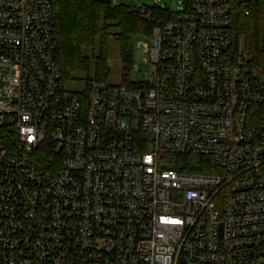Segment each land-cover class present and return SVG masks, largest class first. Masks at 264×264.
Returning a JSON list of instances; mask_svg holds the SVG:
<instances>
[{"label": "built area", "instance_id": "built-area-1", "mask_svg": "<svg viewBox=\"0 0 264 264\" xmlns=\"http://www.w3.org/2000/svg\"><path fill=\"white\" fill-rule=\"evenodd\" d=\"M130 8L155 70L69 92L54 0H0V264H264V65L231 0Z\"/></svg>", "mask_w": 264, "mask_h": 264}, {"label": "trees", "instance_id": "trees-1", "mask_svg": "<svg viewBox=\"0 0 264 264\" xmlns=\"http://www.w3.org/2000/svg\"><path fill=\"white\" fill-rule=\"evenodd\" d=\"M231 2L234 37L243 42L250 56V64L264 65V0ZM54 17L59 46L56 57L63 86L76 80H84L86 84L93 79L108 82V47L111 36L121 44L124 64L122 85L131 86L125 80L133 64L135 40L139 36L150 35L154 22L143 18L130 5H114L109 0H54ZM111 27L117 31L113 33ZM174 160L175 168L209 171L199 165L203 157L184 155Z\"/></svg>", "mask_w": 264, "mask_h": 264}, {"label": "rangeland", "instance_id": "rangeland-1", "mask_svg": "<svg viewBox=\"0 0 264 264\" xmlns=\"http://www.w3.org/2000/svg\"><path fill=\"white\" fill-rule=\"evenodd\" d=\"M109 1H111L114 5L120 4V3H124L127 5L130 4L133 6L138 5V4H143L149 7L155 6L156 4L158 6L166 5L167 7L171 9V11L177 10L185 2V0H160L159 2L155 4L154 0H109ZM109 24L112 25L113 22L110 21ZM111 31L114 33L117 31V29L114 27H111ZM139 40L142 42H146L149 45L152 44L151 35L139 36L135 40L133 64H132V67L129 69V72L125 80V82L130 85L141 82L143 80L145 73H151L155 70L154 65H152L150 61L144 60L146 55L142 53L140 49L137 48V42ZM108 63H109V69H110L108 83L114 86L122 85L124 81V68H123L124 64L122 60L121 44L114 36H111L109 39ZM135 64L139 65V70L134 69ZM91 77H93L92 73H91ZM86 86L87 84L85 83L84 80H81V81L76 80V81L67 82L64 87L69 92H82L86 89Z\"/></svg>", "mask_w": 264, "mask_h": 264}]
</instances>
